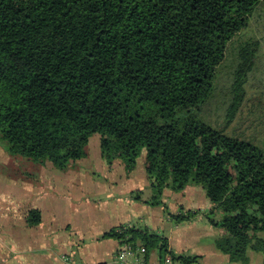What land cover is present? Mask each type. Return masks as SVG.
Returning <instances> with one entry per match:
<instances>
[{"label": "trees", "instance_id": "trees-1", "mask_svg": "<svg viewBox=\"0 0 264 264\" xmlns=\"http://www.w3.org/2000/svg\"><path fill=\"white\" fill-rule=\"evenodd\" d=\"M255 11L264 20V0H0V138L7 153L64 170L99 133L105 162L120 159L131 170L144 148L154 190L203 187L223 212L218 223L209 219L222 230L216 249L243 264L249 250L261 252L264 263V146L227 129L258 40L240 41L231 67L224 64ZM222 69L229 98L217 127L198 117L212 110ZM196 214L172 216L177 222ZM25 217L37 225L39 208ZM104 236L158 251L160 260L169 253L174 264L199 257L174 254L165 237L124 224Z\"/></svg>", "mask_w": 264, "mask_h": 264}, {"label": "rangeland", "instance_id": "rangeland-1", "mask_svg": "<svg viewBox=\"0 0 264 264\" xmlns=\"http://www.w3.org/2000/svg\"><path fill=\"white\" fill-rule=\"evenodd\" d=\"M248 23L247 28L230 46L224 61L225 66L231 67L235 52L240 46L239 42L245 41V38L255 37L260 46L254 58L253 69L244 84L246 88L244 98L227 129L229 132L246 137L256 145L264 146V20L261 13L253 12ZM228 83L229 72L222 69L217 79L215 96L211 100V104L208 105L212 110L202 109L199 119L213 126L221 127L223 125L226 101L229 98ZM99 141V133L90 136L85 147L86 155L72 161L64 170H59L54 168L49 161L42 165L10 155L7 153L6 143L0 138V228H4L0 235L12 251V256L23 254L24 258H31V247L42 246L41 242L57 249L58 243H46L44 238H57L59 234H63L68 240L64 252L69 256L73 251L76 253L78 250L89 252L95 250L96 236L95 234L92 236L91 232L100 223L101 215L104 213L102 206L106 202L103 204L102 201L111 198L109 190L118 192L116 189H127L129 186H124L125 184L132 186L133 190L130 194L134 197L133 202L147 203L149 211L155 213L156 225L148 224L151 230L155 231L161 228V231L165 230L164 232L170 233L167 230L170 223L186 224L180 231L181 233L177 234L178 241L182 242L183 238L198 237L202 242L207 241L206 245L210 244L208 241L211 234L216 233L218 237L222 235L221 228L216 224L213 225L209 220L211 218L218 223L219 219L213 216L212 211L206 210V207L203 206V201L207 198L203 187L189 182L181 191L172 190L167 186L158 191L151 187L148 180L144 184L141 178L146 153L144 148L131 170L124 168L121 162L123 167L120 172L109 171L110 169L105 168V165L108 164L102 157ZM47 173L50 180L47 175L45 176ZM118 175H123L124 178L123 176L120 178ZM44 176L46 179H43ZM191 186L198 187L199 192L192 191ZM183 201L195 204L193 206L196 207L193 208L197 209L192 211L197 214L192 216L189 222H185V219L176 222L172 216L176 215L173 206L177 203L182 204ZM30 208H39L41 211V219L43 218L42 223L44 224L41 231L45 232L47 229H51L50 232H45L43 239L38 234L39 229L37 230L40 222L30 227L26 223L25 211ZM203 211L208 212H205L206 216L199 215ZM165 220L166 222H164ZM258 235L264 239V233L261 232ZM101 238L110 239L111 237L103 235ZM100 240L98 238V241ZM193 251H184V254L188 255L198 254V259L191 264H203V260L201 261L203 258H207L204 260V264H243L239 261H231L225 254L222 259L213 257L214 260L211 261L209 258L212 254L206 249H204L206 251L204 253ZM51 252L55 251L51 249ZM74 252L72 258L76 259ZM248 257L249 260L245 264H264L261 252L249 250ZM72 260L69 259L71 263H73Z\"/></svg>", "mask_w": 264, "mask_h": 264}, {"label": "crops", "instance_id": "crops-1", "mask_svg": "<svg viewBox=\"0 0 264 264\" xmlns=\"http://www.w3.org/2000/svg\"><path fill=\"white\" fill-rule=\"evenodd\" d=\"M121 167H123L120 159L115 160L111 165H105V168L110 169L109 171L115 170L117 172L121 171ZM123 173V172H122ZM43 174V172H42ZM48 173L45 174V176ZM43 177V179L45 178ZM120 178H122L123 175H118ZM124 178V176H123ZM141 178L143 179V183H147V174L144 170L142 169L141 172ZM46 179V178H45ZM50 180V178L48 177ZM125 184V183H124ZM124 186H129L127 189H116L118 192H114L109 190V195L111 198L109 200H104L102 203V207L104 208V213L101 215V221L100 223L97 224L96 227L93 228L92 236L95 234L96 236V241H95V250L89 251H81L78 250L76 254V259L72 258V254L69 256L64 252L68 245V240L63 234H59L57 238L53 239H45V232H50L51 229H47L45 232H42V228L44 227V224L42 223L43 218L41 219L37 230L39 236L44 240H46V243H58L57 244V249L55 247H49L48 244H45L44 242L42 243V246H39L37 248L31 247L30 249V254L32 255L31 258H24L25 255L21 254V256H12V251L7 247L4 238L2 235H0V264H113L112 263V258L114 255V252L118 249L119 247V241L111 237L110 239H105L101 238L105 234L107 230H109L112 227H117L120 226L121 224L127 225V226H133L136 229L143 230L145 229L147 232H154L158 234L160 237H165L167 240V247L171 252H174V254H183L185 250H190V251H198L200 253H204V249L210 251L212 254L209 258V260L213 261L214 258L216 259H222L225 255L220 253L215 247V239L218 237L216 233L214 235H210V239L208 242L210 244L206 245L207 241H201L198 239V237L195 238H183L182 242H179L177 239V234L181 233L182 229L186 226V224L181 225V223H170L167 230L170 231V233H166L163 230H151L150 224L152 223L156 225V217L155 213L149 211L148 204L147 203H140L137 204V202H133L134 197L130 194L132 193V186L130 185H124ZM196 186V185H195ZM198 186V185H197ZM198 187L191 186L192 191L194 192H199L197 189ZM178 198V197H177ZM174 198V199H177ZM179 202V201H177ZM195 203V202H194ZM181 203H177L176 205L173 206V210L175 214H186L189 209L195 210L197 208H193L196 206H193L195 204H192V202H186L183 201ZM143 205L145 206L143 208ZM203 206L204 208L206 207V210L213 211V216L217 219H220L223 215V212L219 209L216 208L214 205L210 203L208 198H206L203 201ZM205 210V209H204ZM41 212V211H40ZM206 211L201 212L199 215H205L206 216ZM168 219V218H167ZM170 219H168L169 221ZM191 220V217L185 219V222H189ZM171 221V220H170ZM166 222V220L164 221ZM172 222V221H171ZM149 224V225H148ZM30 227V226H29ZM4 228H0V232H3ZM38 236V235H37ZM87 236H89V233H87ZM183 237V236H182ZM98 238L101 240L98 241ZM102 241V243H100ZM204 243V244H203ZM48 246V247H45ZM51 249L54 250L55 252L52 253ZM155 253H152L151 255L148 256V262L147 264H152L156 260H158V251H155ZM198 255V254H197ZM249 256L251 257V254L249 253ZM214 257V258H213ZM67 258V259H65ZM69 259H73V263L69 261ZM207 258L201 259L202 263L204 264V260ZM173 264V262H172Z\"/></svg>", "mask_w": 264, "mask_h": 264}, {"label": "built area", "instance_id": "built-area-1", "mask_svg": "<svg viewBox=\"0 0 264 264\" xmlns=\"http://www.w3.org/2000/svg\"><path fill=\"white\" fill-rule=\"evenodd\" d=\"M122 230V229H121ZM119 230V232H121ZM168 248V247H167ZM155 253L154 250H147L145 246L132 248L129 243L121 242L112 258L113 264H147L148 256ZM152 264H172L169 253L163 256V259L156 260ZM174 264V263H173Z\"/></svg>", "mask_w": 264, "mask_h": 264}]
</instances>
